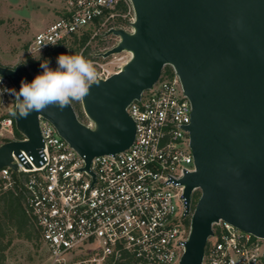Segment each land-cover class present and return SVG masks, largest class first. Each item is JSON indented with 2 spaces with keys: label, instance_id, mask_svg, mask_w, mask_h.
I'll return each instance as SVG.
<instances>
[{
  "label": "water",
  "instance_id": "1",
  "mask_svg": "<svg viewBox=\"0 0 264 264\" xmlns=\"http://www.w3.org/2000/svg\"><path fill=\"white\" fill-rule=\"evenodd\" d=\"M133 30L112 28L120 37L103 57L128 51L118 73L99 78L81 101L95 123L80 122L73 105L14 115L27 140L0 145V169L25 151L40 164L39 116L50 120L89 168L93 157L124 151L135 138L128 105L139 99L171 65L192 103L190 132L196 171L183 182L187 212L194 189L201 195L180 264H202L212 224L225 220L264 238V0H131ZM0 64L16 91L25 79Z\"/></svg>",
  "mask_w": 264,
  "mask_h": 264
},
{
  "label": "built area",
  "instance_id": "2",
  "mask_svg": "<svg viewBox=\"0 0 264 264\" xmlns=\"http://www.w3.org/2000/svg\"><path fill=\"white\" fill-rule=\"evenodd\" d=\"M122 4L127 11L119 8ZM131 13V0H64L62 15L33 36L31 51L69 42L89 27L115 36L109 31L122 28L118 21ZM115 37L108 49L120 41ZM92 62L102 79L123 67ZM0 78V102L9 97L15 106L9 91L15 87L7 77ZM192 109L175 69L172 75L162 70L158 81L127 107L136 129L131 146L93 157L89 168L55 125L39 116L40 164L23 150L13 153L17 170L0 169V182L14 187V172L28 174L20 187L49 251V264H180L193 212H187L183 182L196 171L187 129ZM85 117L78 119L94 128ZM15 128L10 114L0 117V131L10 140H27L16 138ZM212 231L202 264H264V238L222 219L212 224Z\"/></svg>",
  "mask_w": 264,
  "mask_h": 264
},
{
  "label": "rangeland",
  "instance_id": "3",
  "mask_svg": "<svg viewBox=\"0 0 264 264\" xmlns=\"http://www.w3.org/2000/svg\"><path fill=\"white\" fill-rule=\"evenodd\" d=\"M63 7L64 0H0V62L5 66L16 68L26 62L30 56L39 57L42 52L31 51V40L37 32L62 15ZM134 16L135 13H131L126 18L120 19L118 25L131 32ZM105 32L106 30L102 28L93 30L89 41L90 50L86 57H90L91 61L108 63L109 66L116 68L124 65L131 56L128 51L103 57L107 47L116 41L115 36L106 35ZM73 45L75 50L77 45ZM36 75L32 72L33 79ZM5 101L7 102H0V116L10 114L14 109L11 98L6 97ZM81 110L83 111V108ZM83 116L86 120L85 113ZM0 137L8 138L2 131ZM8 262L9 264H49V251L43 240L29 242L17 238L8 251Z\"/></svg>",
  "mask_w": 264,
  "mask_h": 264
},
{
  "label": "trees",
  "instance_id": "4",
  "mask_svg": "<svg viewBox=\"0 0 264 264\" xmlns=\"http://www.w3.org/2000/svg\"><path fill=\"white\" fill-rule=\"evenodd\" d=\"M119 8L122 11H127V6L125 4L120 5ZM92 32L93 28L89 27L85 29L79 37L75 36L71 39L70 41H72V43H70V41L59 42L58 44L45 49L39 57H28L26 62L21 63L15 69H17L25 79L32 81V72L39 74L43 71L40 66L41 63L48 61L49 67L55 69L57 67V56L62 53L70 55L81 52L86 57L90 50L89 41L91 39ZM73 44L77 45L75 50ZM86 58L91 60L90 57ZM0 64L3 65L1 62ZM164 71L170 75L173 74V68L170 65H165L163 68V72ZM71 104L73 105L78 118L82 120L84 112L81 110V101H72ZM13 110L10 113L12 117H14ZM5 116L6 115L0 117L3 118ZM15 137L18 139L23 138V135L16 128ZM9 140V138L0 137V145ZM14 176L17 181V185L14 187H4V182H0V264H9L8 251L15 239L20 238L29 242L42 240L41 231L37 222L25 207L23 193L20 187L28 174L23 172H14ZM200 195V190L193 193L191 203L192 210L195 209ZM187 222H190V218Z\"/></svg>",
  "mask_w": 264,
  "mask_h": 264
},
{
  "label": "clouds",
  "instance_id": "5",
  "mask_svg": "<svg viewBox=\"0 0 264 264\" xmlns=\"http://www.w3.org/2000/svg\"><path fill=\"white\" fill-rule=\"evenodd\" d=\"M40 66L43 71L30 83L21 80L19 91L9 90L15 99L13 115L27 118L33 111L41 112L50 106L63 111L72 101L84 100L91 86L100 83L96 67L82 53L58 55L55 69L49 67L48 61Z\"/></svg>",
  "mask_w": 264,
  "mask_h": 264
},
{
  "label": "crops",
  "instance_id": "6",
  "mask_svg": "<svg viewBox=\"0 0 264 264\" xmlns=\"http://www.w3.org/2000/svg\"><path fill=\"white\" fill-rule=\"evenodd\" d=\"M56 19H57V17H56ZM54 20H55V19H54ZM54 20H53V21H54ZM53 21H52V22H53Z\"/></svg>",
  "mask_w": 264,
  "mask_h": 264
},
{
  "label": "bare ground",
  "instance_id": "7",
  "mask_svg": "<svg viewBox=\"0 0 264 264\" xmlns=\"http://www.w3.org/2000/svg\"><path fill=\"white\" fill-rule=\"evenodd\" d=\"M131 56H132V54H131Z\"/></svg>",
  "mask_w": 264,
  "mask_h": 264
}]
</instances>
